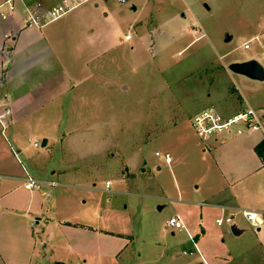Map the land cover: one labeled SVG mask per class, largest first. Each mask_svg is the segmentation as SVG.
<instances>
[{
	"label": "rangeland",
	"instance_id": "1",
	"mask_svg": "<svg viewBox=\"0 0 264 264\" xmlns=\"http://www.w3.org/2000/svg\"><path fill=\"white\" fill-rule=\"evenodd\" d=\"M101 13L95 21L105 26L107 43L100 58L85 43L86 31L66 51L74 69L82 66V73L90 75L75 90L85 101H74L70 108L71 95H63L67 105L62 110L37 115V122L57 139L43 148L40 128L30 124L20 145L27 166L47 163L71 174L72 182H67L73 187L57 188L65 195L61 210L68 222L132 241L119 259L106 264H201L189 230L168 227L179 214L189 220L196 243L205 228L197 243L205 255L234 244H255L256 230L242 216L236 223L251 231L240 244L227 241L230 224H216L222 213L209 205L223 180L218 169H207L213 164L203 159L206 145L192 124L196 114L210 108L231 115L251 107L264 118V82L248 86L240 82L248 78L229 70L249 59L264 66V0L110 1ZM129 34L132 40L127 41ZM35 138L38 149L29 143ZM255 181L256 187L244 186L246 181L232 186L233 195L248 188L247 194L234 195L239 203L264 199V169L253 176ZM107 182L111 189L104 193ZM66 256L60 244L50 263L76 264ZM222 258L223 264H264V252L256 247Z\"/></svg>",
	"mask_w": 264,
	"mask_h": 264
},
{
	"label": "crops",
	"instance_id": "2",
	"mask_svg": "<svg viewBox=\"0 0 264 264\" xmlns=\"http://www.w3.org/2000/svg\"><path fill=\"white\" fill-rule=\"evenodd\" d=\"M62 1L0 0V264H66L65 260L50 263V257L58 254L60 244L66 250V257L76 264H106L108 259H119L132 242L122 236L108 237L107 231H99L87 224L68 222L69 218L61 210L65 195L57 192V188H72L67 182H72L71 174L59 173L39 161L36 169L28 167V160L20 148L30 124L40 128L39 132L47 140L46 149L52 147L57 138L37 122V115L44 110H62L67 105L63 95H71L70 108L74 107V101H85L80 94L76 95L75 90L88 81L90 75L82 73V66L74 69L72 59L66 54L67 46L72 41L76 43L75 39L78 40L86 31L84 41L93 47L94 56L99 59L105 52V26L100 27L95 19L102 16L103 7L117 0L85 4L43 27L28 24L29 11L34 10L38 3L49 8ZM10 4L14 6L13 11ZM133 10H136L135 6ZM67 17V21H62ZM106 17L105 13L102 17L104 23ZM240 82L255 86L257 81ZM237 113L222 115L230 117ZM54 122L58 123V120ZM65 139L66 135L61 142ZM35 140L29 139V143L33 145ZM263 141L264 133L261 132L243 136L223 135L201 149L203 159H210L213 164L207 169H218L223 180V186L212 195L213 204L209 207L222 213L217 219L233 217L227 241L240 244L241 237L253 228L247 221L251 228L236 223L238 216L243 217V211L259 213L264 223V199L261 201L259 197L257 203H239L234 195L247 194L248 188L236 190L233 195L232 187L242 181H246L244 186L247 182L254 187L258 185V182H253V176L264 169V158L257 154L256 147ZM99 173L98 169L97 177H100ZM28 176L44 183L56 182L58 186L28 191L24 187ZM87 180L95 181L97 178L89 177ZM107 185L111 189V182H107L104 193L110 192ZM177 216L184 222L185 230L192 234L189 236L193 237L186 216ZM233 226L240 231L239 235L232 233ZM253 229L256 230L253 236L256 243L253 245L240 248L234 244L212 255L199 251L208 264H223L225 255H240L254 247L264 252V237L260 235L264 224ZM205 235L204 228L197 243ZM223 241L226 243L224 238Z\"/></svg>",
	"mask_w": 264,
	"mask_h": 264
},
{
	"label": "built area",
	"instance_id": "3",
	"mask_svg": "<svg viewBox=\"0 0 264 264\" xmlns=\"http://www.w3.org/2000/svg\"><path fill=\"white\" fill-rule=\"evenodd\" d=\"M105 1L108 0H63L59 5L49 8H45L42 3H38L34 10L29 11L27 22L29 25L43 27L49 23L59 20L85 4H98L99 2ZM117 2L120 5L126 4V0H117ZM9 7L11 11L14 10L13 5L10 4ZM3 18L6 19L7 16L4 15ZM131 39V35L126 36L127 41ZM245 49L249 50L250 46L246 45ZM192 125L198 139L204 144H207L212 140H217L223 135L243 136L257 132L264 133V118L252 108L241 111L230 117L223 116L214 108L205 109L196 114ZM33 146L38 149L40 147V143L35 140L33 142ZM156 156L161 157V154L157 153ZM164 157L166 163L171 164V156L166 154ZM57 186L58 184L56 182L44 183L29 176L26 177L24 185L25 189L28 191H40L45 187L54 188ZM107 186L109 188L110 185ZM242 215L251 227L255 229H259L264 224L262 216L257 212L243 211ZM216 223L219 227L224 226L225 223L233 224V217L217 219ZM168 227L173 231L186 229L184 222L178 216L172 217L169 220ZM190 238L195 248L194 251L202 257L197 243L194 241L193 237ZM192 253L193 252L188 254V252H184L183 254L186 256L192 255ZM202 264H208L203 257Z\"/></svg>",
	"mask_w": 264,
	"mask_h": 264
},
{
	"label": "water",
	"instance_id": "4",
	"mask_svg": "<svg viewBox=\"0 0 264 264\" xmlns=\"http://www.w3.org/2000/svg\"><path fill=\"white\" fill-rule=\"evenodd\" d=\"M231 40V37L228 38V41ZM229 70L236 75L246 77L252 81L264 82V66L256 59L233 63L229 66ZM46 145L47 140L45 139L42 143V147L44 148ZM232 233L234 235H239L240 231H238L236 227L233 226Z\"/></svg>",
	"mask_w": 264,
	"mask_h": 264
},
{
	"label": "trees",
	"instance_id": "5",
	"mask_svg": "<svg viewBox=\"0 0 264 264\" xmlns=\"http://www.w3.org/2000/svg\"><path fill=\"white\" fill-rule=\"evenodd\" d=\"M256 152L259 156L264 158V141L256 147Z\"/></svg>",
	"mask_w": 264,
	"mask_h": 264
}]
</instances>
